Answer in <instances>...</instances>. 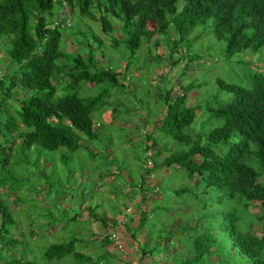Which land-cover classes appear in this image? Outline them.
<instances>
[{"label": "trees", "instance_id": "1", "mask_svg": "<svg viewBox=\"0 0 264 264\" xmlns=\"http://www.w3.org/2000/svg\"><path fill=\"white\" fill-rule=\"evenodd\" d=\"M62 9H68L71 23L66 22L67 13L60 17L58 11ZM211 19L214 24L209 25L210 34L226 43L228 58L246 51L256 53L264 47V0H0V42L3 41L0 48H5L4 56L11 70V74L3 75L0 80V87L4 89L0 99V110L4 113V118H0V188L16 194L22 190L37 193L28 173L23 175V171L16 176L12 169L30 166L32 153L36 158L43 157L44 151L60 149L74 154L84 147L91 148L83 144L82 137L87 138L88 143L98 139L93 129L94 116L108 103L109 91L123 84L118 80L120 71L102 67V62L96 60L95 53L103 43L91 22L111 39L113 49L123 43L129 56H134L145 40L160 38L167 42L170 60L177 54L175 61H181L180 48L187 52L185 63L189 64L195 57L190 55L191 44L186 45V41ZM114 21L120 25L123 38L114 34ZM67 36L79 38L77 42L88 48L86 58L66 51ZM91 40L98 45L94 46ZM158 45L156 41L155 48ZM236 63L243 72L246 61L237 58ZM127 64L126 69H129L132 63L129 60ZM259 69L257 72L251 67L238 81L217 79L219 93L203 107L202 102L198 107L187 106V94L195 83L174 96L172 89L163 95L161 87L158 88V98L165 107L158 123L175 146L161 165H176L174 172L184 170L187 178L194 180L185 189L194 190L197 197L203 195L219 203L217 209L209 213L216 229L223 234L222 247L217 250H235L239 264H264V214H253L258 208L264 210V70ZM82 84L103 88L94 97H84L80 93ZM200 108L204 109L206 119L196 132L193 125ZM110 111L108 117L113 120L115 109ZM144 117L141 124L156 123ZM210 121H218V125L209 128ZM125 124H131V119L127 118ZM144 137L146 154L162 141H156L154 130H148ZM163 151L169 150L163 148ZM87 154L91 158L98 157L94 150ZM66 159V155L61 158ZM145 161H151L150 157ZM140 164V172L144 174L158 166L155 161L151 169L145 170L144 160ZM80 183L85 181L81 179ZM141 186L146 187L142 183ZM145 201L142 197L134 204V209H141L140 204ZM161 208L155 206L152 210L149 208V212L142 211L138 228L146 229V219L157 215ZM186 210L188 214L189 209ZM170 212L169 209L165 214ZM30 215H34L32 211ZM77 215L72 217L73 221ZM99 221L103 227H108L104 217ZM154 222H160V217ZM17 225L16 217L0 195V245L5 239L9 242L0 249V264L50 263L66 257H73L78 263L81 257L82 263L93 260L86 254L76 253L77 238L46 243L41 255H36V259L28 258L33 249H14L24 243L14 236L13 229ZM159 225L162 234H168L165 223ZM255 227L262 232L261 237L253 232ZM190 229L196 230L186 228ZM162 234L159 236L163 243L169 238ZM104 242L109 243L106 237ZM32 244L34 247L35 243ZM159 247L153 254H158ZM11 251H16L17 256L10 254ZM202 258L203 253L193 258L186 254L181 264H195Z\"/></svg>", "mask_w": 264, "mask_h": 264}, {"label": "rangeland", "instance_id": "2", "mask_svg": "<svg viewBox=\"0 0 264 264\" xmlns=\"http://www.w3.org/2000/svg\"><path fill=\"white\" fill-rule=\"evenodd\" d=\"M66 11L68 12V9L58 11L60 17L64 12L67 13ZM67 14L69 19L66 22L71 23L70 15ZM53 19L55 20L56 17ZM75 20L76 18L73 20L74 24ZM211 24H214V19H211L207 25L198 27L188 37L186 45L191 44L189 53L195 57L188 64L185 63L187 52L180 48H178V53L183 56L181 61L178 63L175 61L178 59L177 54H174L170 60L167 42L160 38L145 40L137 53L134 56H129L130 54L124 50L123 43L113 49L111 39L102 34L96 24L91 22L94 32L103 43L102 47L97 49L95 58L98 62H102V67L110 66L114 70L120 71L118 80L123 86L115 87L109 91L108 103L102 112L94 116L93 129L97 132L98 139L88 143V139L82 137L83 144L90 145L89 150H94L98 157L91 158L87 154L89 150L85 147L74 154L64 149L54 152L44 151L43 157L39 158H36L35 154H31L29 161L32 164L30 166L24 165L17 170L12 169V173L16 176H20L23 171H25L23 175L28 173L27 177L34 181L33 187L37 191V193H29L22 190L16 194L7 188H0L2 199L18 221L17 227L13 229L14 236L24 242L14 249L21 250L29 247V249H33V253H29L27 257L36 259V255L43 253L46 243L68 242L77 238L79 240L76 239V253L86 254L93 260L82 263L83 258L81 257L80 263H78L73 257H66L59 262L39 264H94V262L103 264L100 260L102 255L107 258L111 257V260L107 262L121 264V261L117 263L115 259L124 260L119 254L120 248L112 244V247H109L98 242V237L103 236V226L99 218L105 217L107 223H114L118 213L121 215L130 214V210L133 212L134 204L144 197L146 203L143 211L148 210L149 212L155 206L162 208L157 215L149 216L146 219L147 226L144 227L146 229L136 228L135 236L145 237L147 245H145L144 253L141 254L143 259L135 256L134 260L139 257L142 259V264H153V261L159 259L158 256L149 257L147 250L151 247L149 239H154L157 250L159 244L162 243L159 236L163 231L159 225L162 222L165 223L168 231V234L164 232L162 235L169 236L171 231L175 237L180 238L177 241L182 248L180 253L188 247L194 249L195 256L206 252L207 256L195 264H239L235 250L224 252L217 250L218 247H222L223 234L219 229H216L212 215L209 213L215 211L219 203H214L213 200L203 195L197 197L194 190L185 189L186 186H191L194 180L188 179L184 170L177 169L174 172L176 165L170 167L161 165L162 160L168 156L170 151L174 150L175 146L173 147L172 141L166 137L158 123L159 118L165 112V107L158 98V88L161 87L163 95L172 89L174 96L176 92L195 83V86L193 85L187 94V106L198 107L202 105V102L203 107L216 93H219L216 85L217 79H224L225 82L238 81L242 78V74L249 71L251 67L256 68L257 72H259L257 68H260V71L264 70V47L256 53L246 51L238 56L228 58L225 55L226 43L218 41L213 33L210 34L209 25ZM114 25V34L123 38L124 35L118 22L114 21ZM83 30L85 29L83 28ZM77 41L80 39L67 36L65 38L66 51L78 53L86 58L89 52L88 48ZM156 41L159 42V45L155 48ZM0 43L3 44V41ZM91 43L94 46L98 45L93 40ZM4 51L5 48L1 47L0 80L3 79V75L11 74L9 61L4 56ZM196 57H200V59ZM237 58L246 61L247 66L243 72L237 66ZM129 60L132 64L129 69H126ZM80 87V93L84 97H94L103 88L102 86L84 84ZM224 94L220 93L219 95ZM3 95L4 89L0 87V99ZM15 97L14 95L13 100ZM113 109H115V117L111 120L108 115ZM196 113L197 118L193 130L197 132L203 127L206 116L202 108ZM143 117L156 120V123L151 125L150 121L151 123L149 122L147 125L141 124ZM0 118H4V113L1 110ZM127 118L131 119V124H125ZM217 125L218 121H210L207 127L212 128ZM152 129L155 137H158L156 141L158 139H162V141L146 154L144 152V135L148 130L153 131ZM163 148H167L169 151H163ZM63 155L67 156L65 161L61 160ZM149 157L152 161L151 164L150 161H145ZM55 158L57 159L55 160ZM142 160H144L145 170L153 167L155 161L158 166L152 168L150 173L144 174V172H140ZM83 167L85 171L83 169L81 172ZM40 175L43 176V179L39 178ZM104 177L109 180L103 179ZM81 179L85 183H80ZM197 179H199L198 176ZM149 182L154 189L145 190L142 189V186L140 187L141 183L149 184ZM157 186L158 188H156ZM33 200L35 202L37 200V202L33 203ZM60 201H63L62 204L59 203ZM95 204H100V207ZM175 204H181V206ZM200 205L203 206L200 207ZM186 208L189 209L188 214H185ZM169 209L171 213L167 218L165 213ZM81 210L83 211L81 212ZM31 211L34 215H30ZM263 212L262 208H258L253 214L263 215ZM75 214L79 216L77 215L78 217L76 216L73 221L72 217ZM137 215L135 211L132 217ZM158 217H160V223H155L154 221ZM129 221L130 218L126 219L125 223L128 224ZM187 227H195L196 230L190 229L182 232ZM253 232L259 237L263 235L258 227H255ZM156 238L159 239V243L156 242ZM8 243V240L5 239L1 243L0 249ZM32 243H35L34 247ZM10 254L17 256L16 251H11ZM180 255H176V259H173L176 263L180 259ZM96 259L98 262L95 261Z\"/></svg>", "mask_w": 264, "mask_h": 264}, {"label": "crops", "instance_id": "3", "mask_svg": "<svg viewBox=\"0 0 264 264\" xmlns=\"http://www.w3.org/2000/svg\"><path fill=\"white\" fill-rule=\"evenodd\" d=\"M144 185L147 187V188L146 187L144 188L145 190L154 188L152 186L151 182H149V184L146 183ZM156 188H158V186ZM156 195H158V194L156 193ZM140 201H138L137 203H139ZM145 203H146V201L142 202L140 204V208L141 209H134V206H133L132 207L133 212H132V210H130L131 211L130 214H127V215L122 214L121 215V213H118L114 223H111V224L108 223V227L107 228L103 227V236L102 237H98L99 238V241H98L99 243L101 242V244H103V245H108L109 247H112V245L110 243H105L104 242V236H106V234H109L110 231L111 232L112 231H116L120 235V237L122 239V241H121L122 249L119 250V254L121 255L120 257H122L124 260H121L120 258H115L117 263L119 261H121V264H127V263H129V264H142V259L143 258H142L141 254L144 253L143 250H145V245H147V240H145V237L135 236L134 232L136 231V228L140 224V219H141L140 213L143 211V207H145L144 206ZM61 204H62V202H61ZM97 205L98 204H95V206H97ZM175 205L176 206H181V204H175ZM135 211H136V213L138 215L136 217L135 216L132 217V215L134 214ZM169 214L165 215V217L168 218ZM130 215H131V217H130ZM128 218H130V221L127 224V222L125 223V221ZM185 230L182 231V232H185ZM145 235H146V233L144 234V236ZM168 238L169 239L167 241L159 244L160 245V247H159L160 249H159L158 254H153V251L155 250V248L157 246L154 243V239H149V240H151V243H150L151 247L147 250L148 254L150 255L149 257H154V256H158L159 257L158 260L153 261V264H181V260L186 258V254H188L189 258H193L194 249L192 247H188L182 253H180V250L182 248L180 247V244L177 243V241L180 240V238L175 237V234L171 233V231H170V235L168 236ZM101 239H102V241H101ZM156 242L159 243V239L158 238H156ZM154 245H155V247H154ZM140 251H141V253H140ZM178 254H181L180 255L181 257H180V259L177 260V263H176V261H174L173 259H176V255H178ZM135 256H139L142 259H140L138 257L137 260H134L133 257L135 258ZM206 256H207L206 252H204L203 253V258L206 257ZM100 260H101V262H103V264L104 263L114 264V262H112V261L107 262L108 260H111L110 256L107 258L105 255H102ZM95 261L98 262L97 259ZM98 264H100V262H98Z\"/></svg>", "mask_w": 264, "mask_h": 264}, {"label": "clouds", "instance_id": "4", "mask_svg": "<svg viewBox=\"0 0 264 264\" xmlns=\"http://www.w3.org/2000/svg\"><path fill=\"white\" fill-rule=\"evenodd\" d=\"M149 163L151 164V161H150ZM150 169H151V168H150ZM142 184H143V183H142ZM140 187H141V184H140ZM113 234L117 236V238H118V240H119V243H120V246H121V247H117V248L122 249V244H121L122 239H121L120 235H119L116 231H112V232L110 231L109 234H106V236H104V237H106V238L108 239V241H109L110 244H112L113 246H116V245L114 244V242L111 240V236H112Z\"/></svg>", "mask_w": 264, "mask_h": 264}, {"label": "built area", "instance_id": "5", "mask_svg": "<svg viewBox=\"0 0 264 264\" xmlns=\"http://www.w3.org/2000/svg\"><path fill=\"white\" fill-rule=\"evenodd\" d=\"M111 240L114 242V244L117 246V247H121L120 246V243H119V240H118V238H117V236L116 235H112L111 236Z\"/></svg>", "mask_w": 264, "mask_h": 264}]
</instances>
